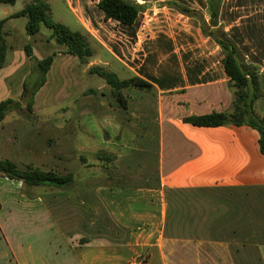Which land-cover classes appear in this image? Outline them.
Wrapping results in <instances>:
<instances>
[{
	"label": "crops",
	"instance_id": "1",
	"mask_svg": "<svg viewBox=\"0 0 264 264\" xmlns=\"http://www.w3.org/2000/svg\"><path fill=\"white\" fill-rule=\"evenodd\" d=\"M98 1L101 22L93 34L87 31L102 52L86 71L93 65L116 75L125 70L127 79L145 81L150 94L122 93V109L115 99L99 97L104 80L95 84L82 77L66 87L69 94L55 104L59 109L46 108L45 83L34 96L30 118L22 112L6 115L0 160L71 173L74 183L24 188L0 177V264H264V155L258 132L182 122L232 112L234 88L222 50L201 30V19L209 23L210 4L218 9L216 29L233 41L243 64L256 70L262 96L254 111L264 117V0H156L162 2L157 11L168 9L163 14L171 25L142 44L144 33L136 24L155 9L154 0H132L143 11L131 26L104 21ZM178 7L194 14L184 15ZM107 25L120 30L117 35L105 30L100 41L95 34ZM24 48L8 46L0 102L21 98L34 67ZM36 55L32 49L40 60ZM65 102L70 110L60 107ZM179 246L189 248L182 260L176 257Z\"/></svg>",
	"mask_w": 264,
	"mask_h": 264
},
{
	"label": "trees",
	"instance_id": "2",
	"mask_svg": "<svg viewBox=\"0 0 264 264\" xmlns=\"http://www.w3.org/2000/svg\"><path fill=\"white\" fill-rule=\"evenodd\" d=\"M15 3L16 0H0V5H14ZM97 8L103 14L104 21L112 20L124 26L133 25L138 15L143 11L142 6L132 0H99ZM178 10L184 15L194 14L187 8L178 7ZM208 12L210 14L209 23H205L201 19V30L205 36L213 38L222 50L224 71L230 80L231 87L234 88L232 112L230 114L213 112L208 115L189 116L183 118L182 122L194 127L248 126L258 132L259 149L264 155V117L258 116L254 111L255 102L262 96L257 83L256 70L243 64L238 57V51L233 41L226 37L221 29H216L217 7L210 4ZM18 17L26 18L25 30L28 36H34L42 26L46 27L51 30L49 39H53L57 45L64 46L67 55L77 58L83 65L89 64L93 50L86 37L80 31L71 30L64 24L54 22L50 17L49 5L45 1H31L8 19ZM6 20H0V69L4 66L8 51L4 30ZM210 27L213 29L210 30ZM24 50L34 63V67L28 79L24 81L20 100L6 99L0 102V125L10 112L20 114L22 112L23 115H21L24 118H30L33 98L45 84L46 74L52 64L51 56L36 60L32 57V49L29 45H26ZM87 72L105 81L109 87L110 98L115 99L119 104L118 107L122 109L124 107L120 101L125 89L135 87L150 90L151 88L145 81L137 77L120 80L115 73L107 71L101 66H92ZM80 160L83 162L82 157ZM0 177L20 182L24 188L41 186L66 188L74 183V176L71 173L61 175L31 167L20 168L8 160H0Z\"/></svg>",
	"mask_w": 264,
	"mask_h": 264
},
{
	"label": "rangeland",
	"instance_id": "3",
	"mask_svg": "<svg viewBox=\"0 0 264 264\" xmlns=\"http://www.w3.org/2000/svg\"><path fill=\"white\" fill-rule=\"evenodd\" d=\"M34 1V0H16L14 5H0V20H4L7 18V14H15L19 12L25 4ZM49 2L50 5V17L54 22H58L68 26L71 30L80 31L87 39L89 46L93 50V56L89 59V62H97L101 55V48H99L95 39L91 36L92 34L98 30V23L100 24L101 19L99 18L98 11L95 7L94 2L97 0H68L70 4V8L77 12L79 22L75 21L73 15L68 11L69 7L65 0H44ZM87 1V4L86 2ZM156 0H154L155 2ZM197 3L199 4L198 0ZM162 2L157 1L154 3L153 8H155L152 12L146 15H142L136 24L137 32H143L142 38H140L141 44L143 41H146L147 38L156 35V31H165L169 29L171 25L170 19H168L167 15H164L163 12H167V8H164L162 12L157 11ZM169 24V26H168ZM26 18L18 17L7 19L5 22L4 30L6 32V40L8 46L13 48H17L20 45L26 46L29 45L34 51H36V57L42 60L43 58L51 56L53 58L54 63L50 67L49 73L46 74L45 86L43 95H45V104L48 109H59L55 104L61 98H65L69 91H66V87L76 80L82 77H87L90 79H95V84L103 82V80L95 75L89 74L85 66L81 64L78 60V66L74 64L73 58L67 56L64 58L63 56H58L60 54L67 55L65 53L66 48L64 46L57 45L53 39H49V35L51 34V30L46 27H41L40 31L34 36H28L25 30ZM118 26L107 25L104 28V31H99V33L95 34V36L100 40H104V36L106 35L105 30L108 32L119 31L117 29ZM88 29V31H87ZM117 35V34H116ZM60 51V53H59ZM62 57V58H61ZM97 64V63H96ZM95 66V65H93ZM92 67V66H91ZM106 69V68H105ZM107 71L114 72L113 69H106ZM32 73V70H31ZM117 76L120 80L127 79L128 73L125 70H120L117 73ZM93 77V78H92ZM86 78V79H87ZM84 79V80H86ZM100 98H110L109 87L106 86V90L98 93ZM124 96H133L134 98H138L140 95L150 94V90H146L144 88H135L129 87L123 91ZM70 97V96H69ZM146 101L148 105L151 106L152 98L147 97ZM34 103V98H33ZM138 103L136 106L138 107ZM33 106V104H32ZM63 109H71V103L65 102L62 106ZM85 158V152L82 153ZM179 251V254H176L177 258L182 260V257H185V253L189 252V248L176 247ZM176 264H181V261Z\"/></svg>",
	"mask_w": 264,
	"mask_h": 264
},
{
	"label": "built area",
	"instance_id": "4",
	"mask_svg": "<svg viewBox=\"0 0 264 264\" xmlns=\"http://www.w3.org/2000/svg\"><path fill=\"white\" fill-rule=\"evenodd\" d=\"M140 41H138V40H136V42H135V48H139L140 47Z\"/></svg>",
	"mask_w": 264,
	"mask_h": 264
}]
</instances>
